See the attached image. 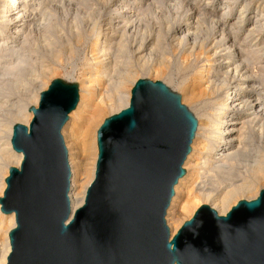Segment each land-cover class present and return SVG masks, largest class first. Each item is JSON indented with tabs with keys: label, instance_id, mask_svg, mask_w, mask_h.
I'll return each instance as SVG.
<instances>
[{
	"label": "bare ground",
	"instance_id": "6f19581e",
	"mask_svg": "<svg viewBox=\"0 0 264 264\" xmlns=\"http://www.w3.org/2000/svg\"><path fill=\"white\" fill-rule=\"evenodd\" d=\"M60 1L36 0L33 3L31 0H0V25L8 27L6 32L0 28V198H3L7 188L5 178L7 172L9 175V167L20 169L23 161V155L16 152L11 144L13 126L21 124L29 129L33 119L29 108L38 107L40 92H44L42 83L39 85L42 89L37 93L31 92L29 86L18 85L20 81L17 79L27 71L26 66L31 61L25 51L29 45L25 29L33 20L49 24L53 14L50 10L54 3ZM100 1L109 2V7L113 10L103 12L106 18L103 28L97 33L94 29L86 33L81 30L79 23H75L71 27L73 30L65 35L57 30L59 36L54 41H50V35L45 36V46L52 53L53 59L58 58L62 47L72 53L73 42L85 45L81 60L84 70L79 73L82 82L79 89L77 86L78 101L60 130L70 175V218L85 203L87 190L95 179L97 133L95 134L94 127L89 136L90 126L104 116L102 113L105 108L110 109V112L114 109L112 116L129 106L131 92L128 86V91L123 89L135 76V69L132 70V65L130 66L131 60L150 63L153 52L156 54L157 50L167 46L166 39L179 29L181 32L174 38L175 46L181 48L184 41H191L187 44L189 49L193 51L199 48L201 51V59L196 62L190 75L193 76L192 82L199 84V96L205 100L198 102V95L189 90L186 92L183 88L186 93L182 100L180 97L181 104L196 101L198 123L189 145L190 151L181 165L185 172L172 186L174 193L165 211L164 221L170 239L182 227L183 215L194 209L197 211L196 207L202 204L213 209L218 216H225L236 206L238 198L250 195L245 201L256 200L260 191L264 190V185L261 184L264 181V84H259L242 66L259 60L263 55L260 52H264V4L256 6L255 12H249L250 0H199L195 4L187 2L186 12L179 22L169 20L162 30L156 31L151 37L148 26H142V30H133L134 23L142 22L150 13L147 3L150 0ZM212 8L220 13V19L212 12ZM230 11L231 23L226 24L224 22ZM234 11L238 15L235 16ZM201 16L204 18L201 19ZM175 24L179 29H174ZM239 34L242 36L239 37ZM247 48H255L248 52L249 57L246 55ZM29 52L28 50V55ZM160 61L158 69L162 63L166 64L163 59ZM199 63H202L203 70L195 72ZM48 66L41 65L40 71L46 76L51 74L52 77L53 71ZM34 72H29L32 79L34 77L32 83L41 77ZM154 73L160 74V70H155ZM165 78L170 85V75L167 74ZM186 84L188 81L181 85L184 87ZM8 90L13 95L16 93L15 96H20L21 100L25 98L28 104H20L19 97H14L16 102L13 101L9 94L5 95ZM255 104L257 108H254ZM187 110L190 112L188 108ZM76 129L87 133L83 149L89 156L88 169L83 166L84 157L79 159L71 150ZM14 227V213L5 214L0 209V264L7 263L11 250L9 232Z\"/></svg>",
	"mask_w": 264,
	"mask_h": 264
},
{
	"label": "water",
	"instance_id": "95a60500",
	"mask_svg": "<svg viewBox=\"0 0 264 264\" xmlns=\"http://www.w3.org/2000/svg\"><path fill=\"white\" fill-rule=\"evenodd\" d=\"M78 101L59 79L12 129L20 169L9 167L1 211L14 213L6 264H264V190L225 216L202 204L170 239L164 221L197 121L159 81L138 79L129 106L97 131L95 179L70 218L60 130Z\"/></svg>",
	"mask_w": 264,
	"mask_h": 264
},
{
	"label": "rangeland",
	"instance_id": "374dc122",
	"mask_svg": "<svg viewBox=\"0 0 264 264\" xmlns=\"http://www.w3.org/2000/svg\"><path fill=\"white\" fill-rule=\"evenodd\" d=\"M33 1L36 2V0H33ZM33 1L31 0V2H33ZM174 1L173 0H150V1H148L147 3H148V6L150 8V11H149L150 13H148L145 16V18H144L145 20L143 19L142 22L136 21V23H134V29L133 30L134 31L135 30H142V28H143L142 26H144V25L148 26V29H149L148 33L151 37H153L152 35H154L156 31L162 30L164 28L165 24L169 20L174 21V19H175V21L177 23V21L179 22L182 19V17L184 16V14L186 12V9H187V7H185V4L187 2L195 4L199 0H196V1H193V0H180V1L176 0L175 2ZM250 1H252V2H251V5L248 7L249 12H255L256 6L264 4V0H250ZM33 3H31V4H33ZM99 3H101V4H99ZM174 4H176V7ZM110 5L111 4L109 2L108 3H102L100 0H71V1L70 0H61L60 2L54 3V5H53L54 7L52 6L53 8L50 6V8H52L50 11H51V13L53 12V14H52V18L50 19V23L47 24L48 27H47V25H44L45 23L42 24L41 22H39V21L37 22L36 20H33L31 25L29 23L28 27L25 29V32L27 31L25 33V35H27L26 39H27V41H29V45L26 47L25 51H26L27 57H29L31 59V61H30L29 65L26 66L27 71H24L22 73L23 75H21L19 77V79H17V81H20V82H18V85H20L22 87H26V86L28 87L29 86L31 89V90L30 89L29 90L31 92L37 93V92L41 91V89H42L41 86L44 85V88L42 90L46 91L48 86L50 85V83L53 80L59 79L65 84H69V85L77 84L78 89H79V86L82 82V78L79 76V73L83 72L82 70H84V68L81 66V60L84 56L83 52L85 50L84 43L73 42L72 43V47H73L72 53H70L68 50H66V48L62 47V49L60 50L61 53L58 55V58L53 59L52 53H50L47 50V47L45 46L46 45V42H45L46 37L45 36H46V34L50 35V41L52 39L54 41V39L56 40L57 36H59V34L56 32L57 30L62 32L61 34L65 35V34H67L73 30L72 25L75 23H79L81 25V30L86 32V33L88 31H90L91 29H94V32L97 33L98 31H100L99 29L101 27L103 28L104 20L106 18L103 16V12L113 10L112 8L110 9V7H109ZM3 8H5V7L3 6ZM221 11H222V9H221ZM212 12L215 14V16L218 17V19H220L219 18L220 17L219 12L217 13L213 8H212ZM234 13H235V16L238 15V12L234 11ZM229 14L230 15L226 18L227 20H225V22H224L226 24L231 23V11ZM203 18L204 17L201 16V19H203ZM86 25H87V27H86ZM135 25H137V26L135 27ZM0 28L2 31L6 32L8 27L1 26ZM85 28H86V30H85ZM174 29H179V27L176 25L174 27ZM178 31H176L175 34L169 36L166 39V43H167L166 45L167 46L162 47L161 48L162 50L160 49V51L157 50L158 52L156 51L157 52L156 54H155V52H153V54L151 55L153 57H151L152 59H151L150 63L149 62L148 63L138 62V61H136V59L131 60L130 66L132 65V67H131L132 70L135 69V70H133V71H135V76L132 77L125 84L123 91H125V92L128 91V87H129V91L131 92V89H132L131 87H133V85L138 81V79H145V80H149L152 82H156V81L162 82L165 86H167V88H169L171 91L175 92L177 95L181 94L180 95L181 100L183 98V95L188 90L192 91L194 94L198 95V98H197L198 102H203L205 100L204 97L199 96V94H201L200 93L201 88L199 87V84L197 82H194V83L192 82L193 76L190 75L192 73V71H194V68H195L194 65H196V62L201 59V56H202L201 51H199V48H195L193 51H191V49H189L190 47H188V45H187L188 43L190 44L191 41H187V42L184 41L183 45H181V48H177L178 46H175L174 38L178 37V35H179L178 33L181 32V31H179V32ZM238 36L241 37L242 35L239 34ZM251 44H253V42ZM0 46H1V44H0ZM246 46H248V45L246 44ZM27 49L30 51L29 55H28ZM252 49L254 50L255 48H252ZM251 50H250V48L246 49L247 57H249L248 52H250ZM67 51H68V53H67ZM260 53H263V55L260 54L262 57L259 60L253 61L248 65L244 64L245 67L244 66H242V67H243V70H245V71L247 69V71L249 72L248 74H250L251 77H253V79L256 78L257 82L262 85V84H264V52H260ZM162 59L166 63V64H164V63H162V64L166 65V66L161 65L162 68L163 67L164 68L162 69L160 66L158 69L157 64H160L162 62L160 60H162ZM199 64L197 65L195 72L203 70L201 67L202 63H199ZM41 65H45V66L49 65L48 67L49 68L51 67V70L53 71L52 74H54V75L51 77V74H47L48 76L43 74L42 71H40ZM150 66H151V68H150ZM215 68L216 67L214 66L213 69H215ZM154 69L160 70V74L154 73L155 72ZM31 70H34L35 72L34 71L33 72L35 74L41 75V77L38 78V80L34 83H32V80H34V77L32 79L31 73H33V72ZM29 72H31V73H29ZM164 74L170 75V78H171V79L169 78L170 85L166 83L165 79H167V78H165L166 75L164 76ZM29 75H30V77H29ZM65 81H68L69 83H66ZM184 81H188V84H186V85H184V87H182L181 84ZM25 82H27V83L24 85ZM40 83H42L41 86H39ZM130 85H132V86H130ZM183 88L186 90V92L184 91ZM186 88H188V89H186ZM37 89H38V91H37ZM5 93H6L5 95L9 94L8 96H11V98H13V101H15V102H16V98H18V97H19V100H21L20 96H15L16 93H14L15 95H13V92L11 93L9 90L6 91ZM5 95H3V96H5ZM14 97H16V98H14ZM22 99L23 100L20 101V104H22V105L28 104V101L25 98H22ZM195 102H185V103L182 102V104L190 110L193 117L197 120V117H198L196 115L197 106L195 105L196 104ZM256 106H257V104L254 105V108ZM105 109L106 110L103 111L104 113H102V115H104V116L101 115L102 116V117H100L101 119L99 118L98 121L95 120L92 123L93 126L92 125L90 126L89 136L92 133L94 127H95L94 131L96 134L98 128L101 126V124L103 123L105 118L110 117L111 114L115 112L114 109L111 112H110V109H108V108H105ZM9 119L10 118H8V120ZM99 120H100V122H99ZM9 121H11V120H9ZM197 123H198V121H197ZM90 129H92V130H90ZM86 135H87V133L84 134V133H82V131H80V130L78 131L76 129L75 135H74V141H72V143H71V148H72L71 150L77 154V157L79 156L78 157L79 159H83V157H84L83 166L85 167V169H88V167H90V165H88V163H90V162H88L89 156H88V154L84 153L85 151L83 149V144H84V140L86 139ZM95 151L97 153L96 147H95ZM7 177H8V172H7ZM261 184L264 185V181ZM248 196H250V195H244L243 199L245 200V198ZM241 199L242 198H238L237 202ZM196 208L198 209L199 207H196ZM193 211L187 213V215H183V217H184L183 224L185 221H188L192 218V215H194ZM195 212L196 211H194V213ZM189 215H191V217Z\"/></svg>",
	"mask_w": 264,
	"mask_h": 264
}]
</instances>
